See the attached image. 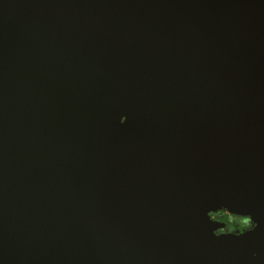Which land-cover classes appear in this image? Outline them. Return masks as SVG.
<instances>
[{"label": "water", "instance_id": "1", "mask_svg": "<svg viewBox=\"0 0 264 264\" xmlns=\"http://www.w3.org/2000/svg\"><path fill=\"white\" fill-rule=\"evenodd\" d=\"M0 264H264V0H0Z\"/></svg>", "mask_w": 264, "mask_h": 264}, {"label": "flooded vegetation", "instance_id": "2", "mask_svg": "<svg viewBox=\"0 0 264 264\" xmlns=\"http://www.w3.org/2000/svg\"><path fill=\"white\" fill-rule=\"evenodd\" d=\"M239 216H228L225 215L224 213L221 214V221L224 222V227L223 230L225 232H236V231H240L238 225L240 223V220L238 219Z\"/></svg>", "mask_w": 264, "mask_h": 264}, {"label": "clouds", "instance_id": "3", "mask_svg": "<svg viewBox=\"0 0 264 264\" xmlns=\"http://www.w3.org/2000/svg\"><path fill=\"white\" fill-rule=\"evenodd\" d=\"M238 219L240 220V223L238 225L240 232L235 234L237 236L245 233L246 231H251L257 227L256 221H254L253 219L250 220L249 216L238 217ZM222 234H231V233L230 231H228Z\"/></svg>", "mask_w": 264, "mask_h": 264}, {"label": "snow or ice", "instance_id": "4", "mask_svg": "<svg viewBox=\"0 0 264 264\" xmlns=\"http://www.w3.org/2000/svg\"><path fill=\"white\" fill-rule=\"evenodd\" d=\"M216 235H220V233H216Z\"/></svg>", "mask_w": 264, "mask_h": 264}]
</instances>
